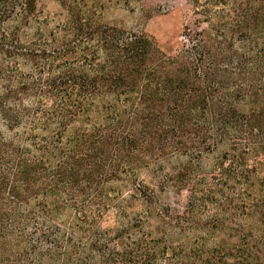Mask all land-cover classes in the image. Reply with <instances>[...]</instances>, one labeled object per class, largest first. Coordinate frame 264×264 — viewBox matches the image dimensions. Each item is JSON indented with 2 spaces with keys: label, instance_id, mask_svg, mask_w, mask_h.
I'll use <instances>...</instances> for the list:
<instances>
[{
  "label": "trees",
  "instance_id": "1",
  "mask_svg": "<svg viewBox=\"0 0 264 264\" xmlns=\"http://www.w3.org/2000/svg\"><path fill=\"white\" fill-rule=\"evenodd\" d=\"M130 1L0 0V264H264V0L168 48Z\"/></svg>",
  "mask_w": 264,
  "mask_h": 264
},
{
  "label": "rangeland",
  "instance_id": "2",
  "mask_svg": "<svg viewBox=\"0 0 264 264\" xmlns=\"http://www.w3.org/2000/svg\"><path fill=\"white\" fill-rule=\"evenodd\" d=\"M49 9H56L48 6ZM195 16L188 0H131L128 8L109 9L104 21L132 33L146 34L154 38L163 48L178 47L184 43V34L199 31L194 24ZM185 32V33H184ZM158 206L167 213L181 212L187 203L186 190L166 188L157 190Z\"/></svg>",
  "mask_w": 264,
  "mask_h": 264
}]
</instances>
